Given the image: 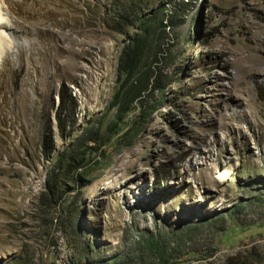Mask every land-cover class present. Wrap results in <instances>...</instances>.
Instances as JSON below:
<instances>
[{"label":"rangeland","instance_id":"374dc122","mask_svg":"<svg viewBox=\"0 0 264 264\" xmlns=\"http://www.w3.org/2000/svg\"><path fill=\"white\" fill-rule=\"evenodd\" d=\"M36 8L35 18L12 14L39 20L22 34L34 41L0 61V264H264V62L252 57L257 41L264 56V0ZM135 37L138 73L173 81L120 111L139 75L122 88L121 53ZM52 40L63 46L59 64L42 75ZM228 75L240 90L232 95ZM61 91L75 120L63 128ZM91 131L96 166L57 170L58 155Z\"/></svg>","mask_w":264,"mask_h":264},{"label":"trees","instance_id":"16d2710c","mask_svg":"<svg viewBox=\"0 0 264 264\" xmlns=\"http://www.w3.org/2000/svg\"><path fill=\"white\" fill-rule=\"evenodd\" d=\"M126 21L128 25L132 24L130 19ZM141 42L143 41L135 37L133 42L126 45L121 53L118 70L119 73L125 75L122 88L136 77L137 74L139 75L135 78L132 87L127 92L125 99H123L122 109L120 108V111H128L130 104L141 101L149 90L157 89L163 91L173 81L170 76L155 72L151 68L138 73L137 68L142 58V45L139 46ZM120 97L121 92H118L114 101L115 104L118 103ZM69 98L62 91L59 92V105L56 109V118L61 128L64 127L66 122H69L71 125L75 123L73 119L74 105L73 101ZM97 143L98 138L93 136V131L84 134L75 144L70 145V147L58 155L57 170L65 169L75 173L77 170L88 171L86 169H91L96 166L101 156L98 154L95 159H91L90 155L98 151V148L95 147ZM53 151V137L50 133L45 134L42 146L44 157L48 158ZM56 178L57 174L55 171L48 175L49 182L51 180L54 181ZM161 246L154 238L149 239L150 250L162 254Z\"/></svg>","mask_w":264,"mask_h":264},{"label":"bare ground","instance_id":"6f19581e","mask_svg":"<svg viewBox=\"0 0 264 264\" xmlns=\"http://www.w3.org/2000/svg\"><path fill=\"white\" fill-rule=\"evenodd\" d=\"M13 1H14V3H16L18 5L17 8H15V7L11 8L10 6L5 8L4 5H2L0 3V61H5L6 57L3 54H4L6 49L8 51V52L6 51L7 54L11 51V49H13V52H14L15 48H16V51L18 50L21 53H23V51H25V42H27L28 40L30 42H33L34 38L30 37L31 34H29V35L26 36L25 42L21 43L22 41H24L23 38H22L23 37L22 34H26V32L27 33L30 32L28 30V29H31L30 25H32L34 27L39 25V20H36L37 18L35 19L36 21L33 22V23L30 22V21L27 22V20H23L22 19L23 17L22 18L19 17V18H16V19L12 18L13 12H14V14L21 15V16L27 14L28 16L27 15L26 16L28 18H35L36 14L38 13L36 5H37L39 0H13ZM44 8H46V7H44ZM13 9H15V10H13ZM263 41H264V39H263ZM79 45L81 46V49H79L78 51L74 52V54L76 55L77 59L81 58L86 52L84 41H81V43H79ZM6 47H8V48H6ZM36 47H37V42H35V45H34L33 48L36 49ZM49 47L50 48L47 49L48 51L44 54V56L46 57V61L47 62L45 61L46 65L41 67L42 68V75H45L47 73V71L45 70L46 67H49V66L57 67V65L59 64L60 54H61L62 48H63V46L59 45L58 43H56L55 40H52V41L49 42ZM67 49L70 51V53H73L71 47H69V48L67 47ZM261 49L262 48L260 47V43H259V41H257L256 44L254 45V49L253 50H255V51L253 52V55H252L254 61H258V62L259 61L260 62L263 61L264 62V56H263V54L261 52ZM249 68H251V66H244L242 68V70H248ZM35 71L38 73V70H35ZM227 77H228V79H232L233 80V82H232L233 85L228 90L229 91L228 94L232 95V93L240 91L238 89L239 86H237L235 84V83H237L236 77L233 76V75L232 76L228 75Z\"/></svg>","mask_w":264,"mask_h":264}]
</instances>
